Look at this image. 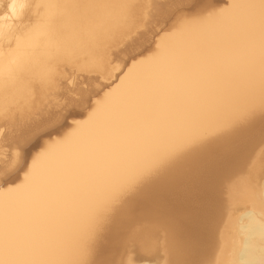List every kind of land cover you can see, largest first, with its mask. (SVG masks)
I'll return each mask as SVG.
<instances>
[{
	"label": "bare ground",
	"instance_id": "obj_1",
	"mask_svg": "<svg viewBox=\"0 0 264 264\" xmlns=\"http://www.w3.org/2000/svg\"><path fill=\"white\" fill-rule=\"evenodd\" d=\"M262 3L206 0L123 64L118 47L153 29L159 0H0V169L95 85L82 75L107 81L0 186V264H264Z\"/></svg>",
	"mask_w": 264,
	"mask_h": 264
},
{
	"label": "rangeland",
	"instance_id": "obj_2",
	"mask_svg": "<svg viewBox=\"0 0 264 264\" xmlns=\"http://www.w3.org/2000/svg\"><path fill=\"white\" fill-rule=\"evenodd\" d=\"M188 1L187 0H183V1L182 0H174V1L173 0H171V1L170 0L169 1L168 0H159L160 9H162L166 13L162 14L161 18H158L155 20L153 29L146 31L142 34H139V31H138V33L134 34L131 37L132 39L130 38V41H128L129 45L126 43L124 45L122 44L121 47L120 46L118 47L117 52L119 53V56H121V57H119V60H120L119 62L123 63V64L124 63L130 64L133 62H137L138 60H141V59L145 58L146 56L150 55L151 53H153L155 51L156 47L158 46L157 42L160 39V37H162L165 34L168 35V33L171 34L176 29V28H174V25L176 26L182 20L187 19V18L190 19L193 14L194 15H195V13L197 14L200 11V6L202 5V3L204 4V2L206 0L205 1L204 0H188ZM181 9H183V10L181 11ZM196 10H197V12H196ZM201 10H203V9H201ZM142 31H144V30H142ZM125 50H126V52H125ZM88 75L90 78L88 77ZM82 76L86 77L87 80L92 79L91 82L95 81L94 82L95 85L94 84L90 85L91 83L89 84V82H88L87 85L85 83L84 85H80V87H79L82 90L81 93H84V95H86L87 100L84 99L83 94L78 93V92L74 93L73 92L74 90H71V92H69V94L63 100V103H61L62 104L60 106L61 108H56V109L52 110L53 112L55 111L56 114L59 113L58 117H55L56 119L54 118L53 120H50L49 123H45L44 126L38 125L36 129L33 128L35 130L32 129V131L29 132L30 138L27 139L28 141L26 140V138H28V136L27 137L25 136L23 139H21L22 142L24 143V145L26 144V148L23 145V148H25V149H23V148L21 149L24 152L20 151V153L18 154L19 151H17L18 149H20L22 147V144L19 143V142H21L19 140L20 137L17 138L19 140L17 142V139H15L16 135L14 138H13V136H12V138H8L9 137L8 136L7 139H9L10 141L12 139V142H10L8 140L9 143H8V141H6L7 139L5 140V138H4L3 142L5 141L7 144L5 142H4V144H6L7 146H9L8 144H10V143H12V147L16 143H17V146L19 144H20L19 146H21V147L18 146V148H17V146L14 145V147L15 146L16 147L15 148L11 147V149H10V151L13 149V152H12L13 154L12 155L10 154L11 157L13 155H16V154H18V156H19V159L17 158V161H16L17 163L15 162V165H13L12 167L9 166V170H11L13 172V179L15 181V185L17 184V182L19 183V181H21L22 176L25 174V171H27V169H28V168H26V166L30 165L32 158L35 155H38L40 153V151L42 152L43 146H44V145H42V142L44 144L45 143L44 141L53 142L56 139L57 140L62 139V137L68 131H70L72 129L73 125L77 121L84 119V116L82 113H84V111L90 110V105L92 103H94V96H95L94 92L100 86L107 83L106 79L104 80L102 77H100V75L95 74V73H91V74H87V75L84 74ZM56 110H57V112H56ZM41 118L43 119V116H39L38 119L40 120ZM4 128H2V130L7 131V128L6 127H4ZM29 133L27 135H29ZM14 140H16V141H14ZM24 140H26L27 142H24ZM4 144H3V148L6 146ZM10 146H11V144H10ZM6 147L4 149H6ZM7 149L9 150L8 147H7ZM6 150H4L5 153H7ZM10 151H8V153H11ZM4 155H6V154H4ZM10 155H8V157H10ZM20 156L22 158H20ZM4 160H6V158H4ZM2 163L3 162L0 161V167H2L1 166V165H3ZM1 174L2 173H0V175ZM142 260H143V263L147 262L146 264H149L150 261H153L155 259L152 260V258H146V260H148V261H146L144 258ZM155 262H156V264H163L162 261L156 260ZM140 263L143 264L142 261Z\"/></svg>",
	"mask_w": 264,
	"mask_h": 264
},
{
	"label": "snow or ice",
	"instance_id": "obj_3",
	"mask_svg": "<svg viewBox=\"0 0 264 264\" xmlns=\"http://www.w3.org/2000/svg\"><path fill=\"white\" fill-rule=\"evenodd\" d=\"M11 7L15 8V4L11 5ZM21 7H24V5L22 4ZM262 7H264V3H262ZM182 10L183 9H181V11ZM209 14H211V12ZM260 117H261V121L264 122V104H262L260 107ZM0 173H2V175H0V181H2V184H0V186H3V187H7L9 185L13 187L16 186L15 181L13 179V172L9 170L7 166L4 169H0ZM133 187H134V184H129L127 186V189L130 190ZM119 195L120 193L114 194L110 200L98 206L96 209V213L99 215H103L104 213H107L110 210L111 205L119 197ZM261 195L264 196V189H262ZM131 264H140V262H131ZM149 264H156V262L151 261L149 262ZM163 264H180V262L169 260V261L163 262Z\"/></svg>",
	"mask_w": 264,
	"mask_h": 264
}]
</instances>
